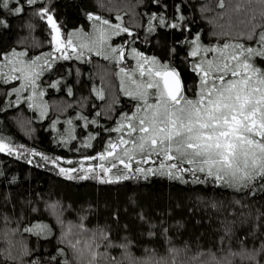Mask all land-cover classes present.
<instances>
[{"label": "snow or ice", "instance_id": "1", "mask_svg": "<svg viewBox=\"0 0 264 264\" xmlns=\"http://www.w3.org/2000/svg\"><path fill=\"white\" fill-rule=\"evenodd\" d=\"M224 7L225 0H218ZM101 7H104L101 4ZM202 19L210 9L197 0H136L130 13L140 21L138 28L125 26L123 17L117 22L93 11L85 12L91 21V32L84 27L68 30L58 22L52 0H0V30L7 31L11 20L27 16L29 31L33 19L46 22L47 38L32 49L18 47L0 49V118L7 121L8 111L27 105L37 109L34 119L48 117L50 107L44 99L48 89L64 91L72 103L65 105L79 117L69 115L57 128L59 116L49 127L55 130L54 142L64 148H74L69 156L46 154L36 147L17 143L14 137L0 133V154L9 158L26 159L29 164L38 158L43 166H52L61 176L71 180L89 177L104 183L161 176L194 184L218 185L235 191L240 197L232 203L233 219L221 221L223 234L212 247L188 243L176 247L169 232L182 228L180 221L170 222L172 209L159 212L136 204L129 222L121 221V208L111 211L113 224L89 228L86 215L76 222L65 221L60 202H45L40 193L27 189L13 202L10 195L0 201V221L7 227L20 226L33 213H42L43 203L60 225L58 243L52 251L29 247L22 243L16 254L4 249L10 261L18 264H264V11L253 14L245 29L236 36L213 31V38L224 36L215 43H206L203 30L198 28L196 13ZM212 23H215L213 18ZM179 33L181 39L162 38V33ZM231 37V38H228ZM115 38V39H114ZM116 40L120 42L117 43ZM158 46L161 51L144 50V45ZM46 47L47 50H44ZM91 53L103 57L119 68L120 89L130 98L132 107L120 111V100L93 105L90 96L75 98V92L85 83L80 79V67L65 68L63 62L91 61ZM131 57L135 67L121 65ZM56 78L53 79L52 77ZM47 77L50 83L45 84ZM18 82L13 86L10 82ZM71 81V82H70ZM90 83V82H89ZM101 102L105 90L91 87ZM87 111V115L84 112ZM91 117V119H90ZM83 144L71 142L79 122ZM115 127H110L111 124ZM92 125L99 126L92 129ZM63 127V126H61ZM33 129H28L30 134ZM103 133L107 137L102 150L95 151L90 141ZM115 133V136H113ZM53 141H50L52 143ZM81 148L93 149L94 155ZM67 161L69 165L63 166ZM186 165V166H185ZM19 178L9 177L0 169V184L18 187ZM247 201L248 203H246ZM252 205H259L253 208ZM212 207H217L216 202ZM124 213L128 212L125 208ZM195 213L190 210L189 215ZM135 222L133 224L132 222ZM31 224V220H28ZM200 223L199 220L196 221ZM146 228L142 236L162 237L166 243L163 254L144 248L147 257H136L131 249L135 241L129 233L133 227ZM113 228L117 233L114 239ZM39 237H54V229L37 222L23 229ZM123 233V235H119ZM109 249L120 250V258Z\"/></svg>", "mask_w": 264, "mask_h": 264}, {"label": "trees", "instance_id": "2", "mask_svg": "<svg viewBox=\"0 0 264 264\" xmlns=\"http://www.w3.org/2000/svg\"><path fill=\"white\" fill-rule=\"evenodd\" d=\"M52 3L58 13V22L62 23L68 30L73 28L84 27L86 32H91V21H87L85 12L93 11L105 18L112 19L117 22L115 17L120 15L123 17L125 26L138 28L139 19L130 13V8L136 3V0H52ZM197 3L205 4L210 11L205 13L207 19H202L197 10L198 28L203 30V37L206 43H215L217 40L225 39L224 36L213 38V31L231 33L236 36L239 31L244 30L248 19L255 14L257 17L264 11V0H225L224 7L219 6L218 0H197ZM101 4L104 7H101ZM215 18V23L210 21ZM27 16H20L11 20L9 30H0V49H8L10 47H18L22 50L24 47L29 49L42 44L47 38L46 22L33 19L31 23L34 28L29 31L27 27ZM162 38L171 40L181 39L179 33L165 31ZM231 38V37H228ZM115 39V38H114ZM119 43V40H116ZM44 50H47L46 47ZM144 50L160 54L161 49L158 46L144 45ZM91 61L82 60L63 62L65 68L80 67L82 76L80 77L85 83L82 88L75 92V98L80 96H90L93 105L100 104L103 107L105 103H111L113 100H120V111H128L132 104L130 98L123 95L120 89L119 68L113 66L112 62L106 61L103 57H96L95 53H91ZM122 67L131 69L132 60L127 58V62ZM53 79L56 77L53 76ZM44 83H50L47 77L43 78ZM71 82V81H70ZM90 82V83H89ZM13 86L18 87V82H10ZM105 90V101L101 102L95 93L90 94L91 87ZM44 99L47 101L50 111L48 117L43 120L34 119L39 115L37 109H28L27 105L23 108L16 106L15 110L8 111L7 121L0 118V133L6 136H12L17 143H23L26 147H36L38 151H44L48 155L55 153L56 155H65L73 159L76 156L74 148H64L58 146L54 142L55 130L49 125L52 120L59 116L57 128L63 131L68 128L65 122L69 115L75 117V113L70 109H66L65 105L71 104V98H68L64 91L56 89H48ZM87 115V111L84 112ZM91 119V117H90ZM79 117H75L73 123L76 124ZM83 121L79 122L74 135H80L81 138L71 142L77 146L83 144V136L87 135L91 129L84 130L80 133ZM63 126V127H61ZM99 126L92 125V129ZM110 127L114 128L115 124ZM33 131L28 134V129ZM115 136V133H113ZM50 141H53L50 143ZM107 137L101 133L96 140L90 141L95 151L102 150L106 143ZM86 154L94 155L93 149L81 148ZM35 160L29 164L26 159L17 157L9 158L7 154H0V169L5 170L9 177L15 175L19 178L18 187H11L7 184H0V201L6 195L13 198V202L18 199L25 189L28 191L35 190L43 197V201L60 202V206L64 209L65 221L77 220L78 216L86 215L85 223L89 228L97 225L113 224L111 220V211L114 207L121 208V221L129 222L136 208V204L143 206L146 210L152 209L159 212H166L172 209L170 214V222L180 221L184 227H173L169 235L173 237V243L176 247H183L188 243L193 248L201 245L205 248L212 247L219 236L223 234L221 221L227 218L233 219L230 215L233 207L237 211H248L249 209H241L238 205H234L232 201L240 198L234 190L222 188L218 185L211 184H194L191 181L184 184L182 181L169 179L168 177H149L147 181L141 179H130L118 183H104L91 177L84 180H71L68 177L61 176L58 171H53L52 166H43V162L38 158L29 157ZM63 166L76 167L75 163L69 165L67 161ZM186 166V165H185ZM216 202L217 207L213 208L212 203ZM248 203L247 201H245ZM42 213H33L20 226L19 232H12L11 229L17 228L15 222L10 223L7 227L0 221V264H18V261H10L4 254V249L11 247L14 254L22 243H27L29 247H37L45 251L53 250V246L58 243L55 237L60 235V225L43 203L40 205ZM253 208L259 205H252ZM127 208L128 212L124 213ZM190 210L195 214L189 215ZM31 224L37 222L47 223L54 229V237H39L35 234L24 232L23 229L30 227ZM200 223L197 224L196 221ZM135 224V222H132ZM147 231L146 228L133 227L129 233L130 238L135 241V246L131 251L136 257H147L150 253H146L144 248H154L158 254H163L166 243L162 237L149 238L142 236L140 233ZM123 235V233H119ZM114 239L117 238L115 228H113ZM111 255L120 258V250L109 249ZM127 264V262H125Z\"/></svg>", "mask_w": 264, "mask_h": 264}, {"label": "rangeland", "instance_id": "3", "mask_svg": "<svg viewBox=\"0 0 264 264\" xmlns=\"http://www.w3.org/2000/svg\"><path fill=\"white\" fill-rule=\"evenodd\" d=\"M129 58H131V57H129ZM132 60V59H131ZM132 68H134L135 67V61L134 60H132Z\"/></svg>", "mask_w": 264, "mask_h": 264}]
</instances>
